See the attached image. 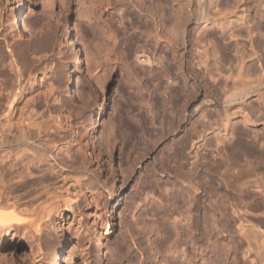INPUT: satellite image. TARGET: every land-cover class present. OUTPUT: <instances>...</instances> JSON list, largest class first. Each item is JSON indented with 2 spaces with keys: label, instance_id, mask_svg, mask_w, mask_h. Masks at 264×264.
<instances>
[{
  "label": "rangeland",
  "instance_id": "obj_1",
  "mask_svg": "<svg viewBox=\"0 0 264 264\" xmlns=\"http://www.w3.org/2000/svg\"><path fill=\"white\" fill-rule=\"evenodd\" d=\"M159 1L161 2V0H0V87H2L0 125H8L6 121L9 115L4 112L7 108L4 106L8 105V101L5 102L8 96L6 94L11 93L10 89L20 84L18 86L22 91L20 90L19 97L9 112L11 115L9 120L12 123L10 121L8 123H15L16 126L21 116L24 118L25 115L28 116L27 113L34 112L32 117L34 116L43 129L49 131V137L46 138L48 141L50 139V145H45L48 146L46 149L49 150V155L51 152L47 158L49 166H57L54 168L55 172L49 175V179L47 178L50 187L46 185L48 182L44 181L46 184L35 183L36 186L32 184L34 185L32 188L31 185L22 189L18 187L16 190H19V194L14 191L16 196H21V200L27 197L26 199L32 200L33 204L37 201L44 205L38 209L33 206L35 211L28 210V214L14 211L16 216L19 217L17 214L19 212L22 213L20 217L23 214L30 215L36 213V210L41 213L43 210L44 213V207L50 208L48 210L51 212L49 219L45 221V228L37 239L26 234L22 228H15L4 237L0 243L2 262L0 264H54L52 255L61 253L67 242L72 248L68 264L138 262L140 264L141 261L143 263L146 261L144 259L146 253L137 248V238L141 237L138 231L143 232L142 245L149 247L152 245L150 249L153 254L155 253L157 264H181L180 257L174 256L175 254L172 256L164 249L168 244L164 246L163 241L166 235L172 233L170 231L174 220L184 221V218H181L183 216L181 212L184 210L181 181L199 179L197 174L185 177L184 173L180 174L178 168L176 170L175 168L177 166L189 168L191 166L189 162L195 152L203 153L211 162L213 160L215 163L219 162L221 170L218 171L221 177L225 171V177L231 172L227 176L229 181L227 190L229 192L230 189V192L226 198L229 197L230 200L227 199L229 202L235 200L234 205L232 203L231 206V202L229 203L234 212L232 214L230 209L226 212L229 211L228 214L234 218H241L246 222L249 220V224L253 222L264 225V193H260V189H264V156L260 154L264 150V45H257L253 41L254 34H248L243 30L244 20L236 19L241 15L240 10L234 11V17L233 15L231 17L232 24H229L226 32L222 34L213 23L204 31H201L202 25L193 26L191 0H165L167 4L163 3L160 6ZM215 3L216 7L214 6L212 12L223 7L220 0ZM18 4H21L25 13L29 11L27 14L34 17L33 21L37 16L36 20L41 21L39 24L44 26L43 28L41 26L42 29L39 28V32H35L36 36L31 40L14 36L15 32L9 26L8 19H13L15 13L13 9ZM227 11L226 9L224 12ZM243 15L248 17L246 14ZM73 25L82 45V63L74 72H72L73 46L70 44L72 39L70 31H75ZM71 27L74 30L70 29ZM238 30L240 31L237 33ZM227 31H235L237 36L230 37ZM189 32L196 35H191L192 38L188 39L190 44L187 43ZM209 32L213 34L210 36L213 37L212 42L209 41V36H206ZM67 41L69 43L66 44ZM156 46L159 48L166 46L167 54L173 61L172 65L168 67L164 63L165 60ZM187 49L191 56L195 57L194 63L205 50L208 52L204 57L206 61L194 66L192 70L193 66L186 61ZM213 50L215 54L212 53ZM12 53L15 58L13 67L15 63L17 67L20 66L21 71L18 69L20 75L16 68H12V64L9 65ZM33 53L38 55L35 56ZM240 56H243L244 60L239 58ZM261 66L263 71H260ZM195 71L204 72L201 73L204 78L206 77L204 82L209 86H217L218 93L221 89L222 93L224 88L235 85L241 79L260 80L262 84L258 85L257 89L255 87V91L248 98L237 99L228 107H224L228 119L226 130L219 121L213 130L204 133L203 140L189 146L185 131L191 126V120L195 119L194 108L203 99L199 94L203 88L205 89L203 85V87L199 85L201 81L194 78L192 73ZM15 72L18 76H15ZM73 73L77 74L79 79L78 98L70 97L65 85ZM206 73L216 74L214 76L217 79L214 81L211 75L207 77ZM258 76L261 78L258 79ZM182 77L190 79L194 85L188 98L186 92L183 93L178 86ZM212 82L214 84H211ZM11 83L15 85H10ZM8 85L11 86L10 89ZM168 85L173 86L172 92ZM220 85L224 87L221 88ZM207 88L210 93V88L208 86ZM6 90L9 91L4 94ZM195 93L196 98L192 97ZM204 103L202 104L209 111L211 101L207 100ZM103 104L106 107L102 119L97 126L92 127L94 115ZM211 111L207 115L216 121L217 116ZM238 129L247 132L241 137V141L246 143L243 144L247 148L250 146L249 149L252 151H255L254 149L259 151L256 153V150L253 155L245 153L246 158L243 156L241 161L232 164L226 150L230 142L237 139ZM217 136L220 142L216 143ZM204 140L207 145L204 144L206 143ZM62 149L69 151L71 156L69 159L65 160L63 155L60 157ZM240 162L241 164H238ZM226 166L229 169L225 168ZM240 166L245 168L244 171L247 170L243 171L246 176L233 179L237 172L235 170L242 169ZM198 168L200 169V166ZM222 170L225 171L222 173ZM105 175L107 179L112 180L113 191L117 194L115 206L111 201V195H105L103 192L102 187L106 179L103 185L101 182ZM180 176L182 179H179ZM43 185L48 188H43ZM26 187H29V190ZM244 188L252 196L242 195ZM23 189L27 190L28 194L20 193L24 191ZM32 189H36L35 198L33 197L35 200L31 197V193L33 196L34 192ZM199 189L198 199L206 200L207 204L211 198ZM242 197L244 200L240 201ZM68 198L74 199L72 201L77 204L76 207L74 205L72 207L73 214L64 203ZM41 203L39 204L42 205ZM8 211L11 210L7 207L5 212ZM177 211H181V214L176 213ZM210 211L215 213L213 218L216 220L220 221L223 218L222 211L209 209V214ZM194 214V218L197 219L199 215ZM34 216L36 217L35 214ZM108 227L111 234L105 236L103 232ZM98 236L101 237V242L95 244Z\"/></svg>",
  "mask_w": 264,
  "mask_h": 264
},
{
  "label": "bare ground",
  "instance_id": "obj_2",
  "mask_svg": "<svg viewBox=\"0 0 264 264\" xmlns=\"http://www.w3.org/2000/svg\"><path fill=\"white\" fill-rule=\"evenodd\" d=\"M149 1H151V0H149ZM216 1L215 0H191V3H192V5H191V7H192L191 22L194 24L193 26H196V25L201 26L202 25L201 31H204L205 28H208L211 25V23H213L217 26V28L220 29L221 33L223 34L224 32H226L225 30L227 29V27H229L228 25L232 24V22H233V18L231 19V17H232V15L234 17V11L240 10L241 15H240V17H238L236 19L237 20L238 19L244 20L243 24L245 25V28L243 30H245L248 34H254L253 35L254 36L253 41L256 42L257 45H261V44L264 45V0H220L223 7L221 9L219 8L220 10L217 9V10H214L215 12L214 11L212 12V9L216 5V3H215ZM161 2L158 4L159 6H160V4L166 3L165 0H161ZM145 4H143V5H145ZM152 4H154V2ZM166 4H164V5H166ZM181 4H182V2H181ZM148 6H150V4ZM228 7H230L231 10H229ZM144 8H145V6H144ZM153 8H151V9H153ZM179 8H181V7H179ZM161 9L162 8H160V10ZM226 9L228 10L227 13L224 12ZM13 10L15 12L13 14V19H11V20L8 19V22L10 21L9 26L13 30V32H15L14 36H16L18 38L21 36L25 40H31L32 38H34L36 36L35 32L38 31L39 28H41V26H42V24H39L41 21L38 22L36 20L37 16H35V21H33L34 17L32 18V17H30L31 15L29 16L27 14L29 12L28 10H27L28 12L26 11L27 13H25L24 10H22L21 4H18L17 6H15V8ZM170 11L168 10V12H170ZM170 13H172V12H170ZM138 14H139V12H138ZM160 14H162V12ZM243 14H246V16H248V17H245V15H243ZM177 15H178V13H177ZM217 15H219V16L217 17ZM183 16H184V14H183ZM188 16H189V14H188ZM31 18H32V20H31ZM246 18H247V20H246ZM175 21H176V19H175ZM34 25H37V26L34 27ZM163 25H165V24H163ZM43 27L44 26H42V28ZM68 27H70V25ZM74 28H75V26H74ZM232 28L234 29V27H232ZM70 29H73V27H71ZM157 29H159V28H157ZM167 29H168V27H167ZM172 31H174V30H172ZM239 31L240 30H238L237 33ZM43 32H45V31H43ZM227 32H229V31H227ZM70 33L72 35V39H70L71 42H70V40H69V42H70L71 46H73L72 62L74 64V68H73V70L72 69L71 70H72V72H74V69L79 67L82 63V55H81V51H82L81 46L82 45H80V39L78 37L79 35L77 36L76 28H75V31H72V32L70 31ZM160 33H161V31H160ZM191 33H193V32L188 33L187 43H189L188 41L190 40V38H192L191 35L196 36V35L191 34ZM41 34H43V33H41ZM234 35L237 36L235 31L229 32L230 37L234 36ZM206 36L207 37L209 36L208 39L210 42H212L211 39L213 37L210 38V36H213V34L209 32L206 34ZM44 38H46V36ZM160 38H161V36H160ZM155 39H157V38H155ZM208 39H207V41H208ZM196 40H198V39H196ZM198 41H200V40H198ZM69 42L67 41L66 44ZM166 46H160V48L157 46L156 47L159 49L160 55L165 60V62L164 61L163 62L166 63L169 67L170 65H172L173 61H171V59L169 58V56L167 54ZM194 47H196V46H194ZM188 49H189V47H188ZM188 49L186 50L188 53V54H186L187 55L186 61L188 62V64L190 66H193V67H191L192 70H193L194 66H196V65L198 66L201 63H204L206 61V58L204 59V57H206L208 52L203 50L202 53L200 54V56H198V60L195 61V63H194L195 57L191 56L192 54H191V52L189 53ZM204 49H206V48H204ZM214 52L215 51L213 50L212 53H214ZM10 55H11L12 59L9 56L11 59V63H9V65L12 64L11 65L12 68L13 69L16 68V71L18 72L20 70L19 69L20 66L17 67L18 65L16 66L15 64H17V63H15L14 67H13V63H14L15 58H13V56H12L13 53ZM34 55L37 56L38 54L36 53ZM239 58L244 60L243 56H240ZM241 59H239V60L242 62ZM160 60H163V59H160ZM11 66H9V67H11ZM260 71H263V66H261ZM17 72H15V76L20 75L19 72H18V75H16ZM165 72L167 73V71H165ZM20 73H22V72H20ZM201 73L203 74L204 72L195 71L192 73L194 75V78L196 77L197 80L201 81L202 84L199 82V85L201 87L204 86L205 89L203 88V90L199 94L202 96L203 99L199 102V104L195 105V108H194L195 109L194 110L195 119L193 118L194 120L193 121L191 120V124H190L191 126L190 127H188V125H187L188 130L185 129L186 130L185 132H187L186 141L188 140L190 142L189 146L190 145L193 146L192 145L193 143L203 140L204 133L207 130H213V128L216 127V125H218L219 121H221L222 125L224 126V128L226 130V126L228 128V125H227L228 119H227V113H226L227 110L224 111L225 110L224 107L225 106L228 107V105L230 103H232L233 101H235L237 99H243L244 100V98H248L251 95V93H253V91H255V89L258 88L257 86L262 84L260 80H255L256 81L255 82V81H245V80L241 79L235 85H233L231 87L228 86L227 89L224 88L223 89L224 92L222 91V93H221L220 92L222 90L221 89V90H219V93H218V92H216L217 86L213 85L214 86L213 87L211 85V84H214L213 82L210 84L211 86L207 85L204 82V79L206 77L204 78V76ZM76 75L77 74H75V73L70 75V77L68 78V80L65 84V85H67V90H68L67 92H69L70 97H73V98L74 97L78 98L80 96L79 89H78V82H77L79 79L77 78L78 76H76ZM210 75H211L210 73H208V74L206 73L207 77L208 76L210 77ZM214 75H216V74H214ZM214 75H211V78L215 81L216 77ZM188 77H190V75ZM260 78L261 77H259L258 79H260ZM17 80H18V78H17ZM189 80L186 79V77L185 78L182 77V80L179 82L180 84L178 85V86H180L181 90L184 91V92L182 91L183 93L186 92L185 93L186 97L187 96L189 97L192 94L191 90H193V88H194V87L192 88V86H194L193 83ZM10 85H15V84L11 83ZM10 85L7 86V87H9L8 89L11 88ZM18 85H20V84H18ZM18 85L16 87L12 86L13 90L10 89L11 93H7L9 90L8 91L6 90L4 93V94L7 93L6 95H8V96L10 94V96L9 97L6 96L7 99H5V102L8 101V105H5L4 107L6 108V106H7V108L5 109V111L3 110L5 112V114L8 113L7 115H9L7 117L8 121H6L8 125H6V124H5L6 126L0 125V243L2 242L4 237L8 236L12 230L14 231L15 228H18V229L22 228V230L25 231L26 234H29L33 237H36V239H37V236L41 235L43 228H45L44 227V224L46 223L45 221L47 220V218L49 219L50 212H51V211L49 212L50 208L44 207V213H43V210L41 209L42 213H41V211L39 212V210H36V213L38 211V214H36V213L31 214L30 213V215H27L29 213L28 210H30V212H31V210L34 212L35 209L41 208L44 205L41 202H39L42 204V205H40L37 201H35V204H33L32 200L26 199L27 197L24 200H21L22 199L21 196L20 197H19V195L16 196L17 194H19V190H16V189H18V187H20V189L25 188V186H27V185L28 186L31 185V187L30 186L29 187L32 188L35 185V183L41 184L42 182L44 183V181L48 182L49 181L48 180L49 175L53 174L55 172L54 168L57 167L55 165L49 166V160L47 158H48V156L50 157L51 152L49 155V152H48L49 150L46 149V147H48V146H45V145L50 143L49 142L50 139L48 141V138H46L48 136L49 131L47 132L46 129H43V127L40 126V123H38V121L36 122V119L33 118L34 116L32 117V115H34L32 113H34V112H30L31 114L27 113L28 116L25 115L26 117L24 116V118H21V117H23V116H21L19 119V120H21V122L19 120L17 121L18 123H21V124L17 123L16 126H14L15 123L11 124L12 121L9 120L11 117L9 112H11V110L13 108L12 105L16 101V98L19 97L18 94H20V92L22 91V89H20L21 87ZM225 85H227V84L225 83ZM168 86H169L168 89L172 92V90H174L172 88L173 86L172 87L170 85H168ZM195 86L198 87V85H195ZM207 86L210 88V93H208ZM220 86H219V88H220ZM223 87L221 86V88H223ZM0 88L2 89V87H0ZM1 93H0V95H1ZM2 96H3V94H2ZM196 96H197L196 93L194 95H192V97H195V98H196ZM183 97H185V96H183ZM0 100H1V98H0ZM207 100L211 101L209 111H208L207 107L205 108L204 105L202 104V103L206 102ZM15 105H16V103H15ZM105 107H106L105 104H103L102 106L99 107V111L97 112V114H95L97 116L94 115L92 127H95L100 123ZM211 109L214 112H212ZM210 111L212 112V114H214V115L216 114V116H217V120L215 119L216 121H214L213 119H210L208 117V115L210 114L208 112H210ZM35 115H37V114L35 113ZM9 121L11 123H8ZM245 121H247V119H245ZM232 128H234V127H232ZM235 129H237V128H235ZM235 129H233V130H235ZM53 133H54V130H53ZM245 134H247V132L245 130L238 129L237 133H236L237 139L233 142H230V144L228 145V148L226 151L228 152L229 160H231L232 164L234 162L241 161L240 159H241V157H243L245 155V153H250L251 155H253L255 153V151L257 150V149H254L255 151L250 150L249 149L250 146L247 148V146H245L246 143L244 141H241V137ZM232 135L233 134H231V136ZM218 138H216V139H218ZM216 139H215L216 143L220 142V138H219V140H216ZM189 142H187V144ZM243 142L245 144H243ZM204 144L207 145V142ZM226 147H227V145H226ZM59 148H61V147H59ZM68 150H65V149H62V151L60 150V153H59L60 157H62L61 155H63L65 157V160L69 159L71 156H70V153ZM258 151L259 150H257L256 153ZM261 153L264 156V150L261 151L260 154ZM247 156H249V154ZM259 158H260V156H259ZM208 159H206V157L203 156V153L201 154L200 152H195L192 159H191V162H189L191 165L189 168L184 169L183 166H180V167L177 166L175 168V170L178 168L177 170L180 172V174L184 173L185 177H186V175L197 174V177L200 179V180L198 179L197 181H200L201 183L195 181L197 178L196 179L195 178H193V179L189 178L192 181L187 180V182L186 181L184 182L183 180L181 181L182 182L181 189L184 191L183 198L181 197L183 200L182 205L184 206V208H183L184 210H183V212L177 211L176 213H178V212H179V214L183 213L182 214L183 216H181V218L182 219L184 218L183 219L184 221L182 222V221H180V219H178L179 222H175V220H174V224L172 225L171 231H170L172 233H170L169 235H166V237L164 236L165 239L163 242L165 244L163 242L162 243L164 244V246H166L168 244L167 247H165L164 249H167L172 254V256L175 254L174 256L180 257L182 259L181 264H264V230H263L264 228H262L264 225L261 226L260 223H259V225L257 223L253 224V222H252V224H249L250 223V222L248 223L249 220L246 222V220L243 221V220H241V218H234L233 215L228 214L229 211H228V213L226 212L228 209L232 210V212L230 211L232 214L234 212L233 208L229 207V203L231 202V201L230 202L228 201V200H230V199H228L229 197L226 198L227 197L226 195H228L230 192V189H229V192L227 190V187L229 184V181L227 180L228 179L227 176H229L231 174V172L229 175L227 174V176L225 177V174H226L225 170L226 169L222 170L221 172L223 173L225 171V174L221 177L219 175L220 171H218L219 166H220L219 162L215 163V162H213L214 160L211 162ZM46 160H48V161H46ZM70 160H68V161H70ZM263 160H264V157H263ZM46 162H48V164H46ZM71 162H72V160H71ZM238 164H241V162ZM199 166H200V169L198 168ZM242 166H240V168ZM62 167H64V166H62ZM227 167L228 166H226L225 168H227ZM243 168L244 167H242V169H240V170L239 169L235 170L237 172H236V174H234L233 179H236V178L239 179L245 174L244 172L247 170L244 171ZM227 169H229V168H227ZM219 170H221V169H219ZM227 171H228L227 173H229V170H227ZM246 174H247V172H246ZM193 176H195V175H193ZM245 176L246 175H244L243 178ZM105 179H106V181H105ZM179 179H182V177ZM244 180H246V179H244ZM244 180H242V181H244ZM102 181H103V182H101L102 185L104 184V181H105V184L102 187L103 192L105 193V195L106 194L111 195V201L113 203H115L114 204V206H115L116 202H117V194L114 193V191H113L114 188H113L112 180L107 179V176L105 175L104 180H102ZM196 183H198L199 185H197ZM238 183H237V185H238ZM241 183L239 184V186H241ZM32 184H34V185L32 186ZM44 184H46V183H44ZM257 184L258 183H256V186H257ZM46 185L49 186V182ZM179 185H177V186H179ZM48 186L45 187V185H43L42 187L48 188ZM29 187L28 188L26 187L27 190H29ZM199 188H201L202 191H204V194H206L207 197L211 198V200H209V202H207V204H205L206 200L205 201L202 200L204 202V203H202L201 199L200 200L198 199L199 197H197V195H198L197 192H198ZM241 188H243V187H241ZM201 189H199V190H201ZM259 189H260V187H259ZM259 189H257V190H259ZM23 190L24 191L20 190L21 191L20 193H22V192L24 193L27 191L25 189H23ZM35 190L36 189L33 190L34 191L33 196L31 193L32 198L33 197L35 198V195H34ZM260 190H261L260 193L263 194L264 189H260ZM14 191H17L18 193L16 194ZM239 191H240V189H239ZM242 192H243L242 195L252 196V195H250L251 193L247 192L246 189H245V191H242ZM240 195H241V192H240ZM253 195H254V193H253ZM25 196H27V195H25ZM248 197H245V198H248ZM34 198H33V200H35ZM203 199H205V198H203ZM262 199H263V197H262ZM72 200H74V199L68 198L67 200H64L65 201L64 203H65L66 207L70 208V210L72 211V214H73L74 212L72 210V207H73V205H74V207H76L77 204H75L74 201H72ZM239 200L240 201L244 200V197H242V199H239ZM233 202H231L230 205ZM234 203L232 205H234ZM263 203H264V201H263ZM35 205H37V206H35ZM33 206L36 208L33 209L34 208ZM7 207L11 211L5 212V209H7ZM214 208L216 211H217V209H219L218 210L219 212L222 211L223 218L220 215V217L222 218V219L220 218L221 220L219 219L220 221L216 220V218H213V217H215V213L213 214L212 211H210L211 214L208 213L209 209L212 210ZM14 211H17V212L22 211L25 213L27 212V214L26 215L23 214V216L20 217V215H22V213L19 212L20 214L17 213L19 215V217H18V216H16V214H14V213H16ZM9 212H11V213H9ZM194 213H197L196 216L199 215L197 217V219L194 218V216H195ZM34 214L36 215V217L34 216ZM212 214L214 216H212ZM26 216L27 217L31 216V218H29V217L27 218ZM32 217H34V218H32ZM239 217H241V216H239ZM174 219H176V218H174ZM93 221H96V220H93ZM176 221H177V219H176ZM95 223L96 222H94V224ZM138 232H140L139 234H141V237L137 238V246L138 247L137 246L136 247L138 248V250H140V251L143 250L146 253L145 256L143 255L145 257L144 259H146V261L144 263H143V261H141L140 264H157L156 263V257L154 255L155 253L153 254L151 252L152 245H151V247L143 246L142 241H141L143 232H141V231H138ZM138 232H137V234H138ZM109 234H111V230L108 227L103 232V235L107 236ZM171 234H173L172 237H171ZM100 238H101L100 236L97 237V243H95V244L99 243ZM63 247H64V249L60 251L61 253H58L57 255L56 254L52 255V259L54 261V264H60V263L61 264H68V261L70 258L69 254H70V251L72 248H71L69 242H67V244ZM139 254H141V253H139ZM0 263H2L1 257H0ZM6 263H7V261H6ZM161 263H162V260H161Z\"/></svg>",
  "mask_w": 264,
  "mask_h": 264
}]
</instances>
